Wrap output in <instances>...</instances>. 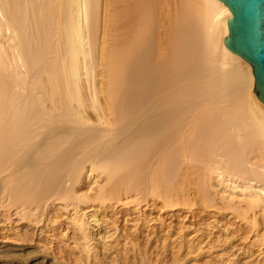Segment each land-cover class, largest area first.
Segmentation results:
<instances>
[{
  "label": "bare ground",
  "instance_id": "1",
  "mask_svg": "<svg viewBox=\"0 0 264 264\" xmlns=\"http://www.w3.org/2000/svg\"><path fill=\"white\" fill-rule=\"evenodd\" d=\"M230 18L221 0H0L3 230L66 216L90 256L89 203L259 228L264 102Z\"/></svg>",
  "mask_w": 264,
  "mask_h": 264
},
{
  "label": "rangeland",
  "instance_id": "2",
  "mask_svg": "<svg viewBox=\"0 0 264 264\" xmlns=\"http://www.w3.org/2000/svg\"><path fill=\"white\" fill-rule=\"evenodd\" d=\"M83 208L93 244L90 256L66 216L49 227L12 219L19 225L7 231L0 212V264H264V243H254L262 240L264 222L252 228L226 209L169 211L160 203L139 212L97 210L93 203Z\"/></svg>",
  "mask_w": 264,
  "mask_h": 264
},
{
  "label": "water",
  "instance_id": "3",
  "mask_svg": "<svg viewBox=\"0 0 264 264\" xmlns=\"http://www.w3.org/2000/svg\"><path fill=\"white\" fill-rule=\"evenodd\" d=\"M230 7L225 45L242 56L255 74V92L264 102V0H221Z\"/></svg>",
  "mask_w": 264,
  "mask_h": 264
}]
</instances>
